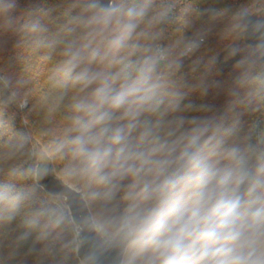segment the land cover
Masks as SVG:
<instances>
[{"label":"clouds","instance_id":"obj_1","mask_svg":"<svg viewBox=\"0 0 264 264\" xmlns=\"http://www.w3.org/2000/svg\"><path fill=\"white\" fill-rule=\"evenodd\" d=\"M18 7V0H0V36L21 32L43 52L41 60L55 58L36 107L45 125L57 115L60 122L40 132L43 142L18 132L0 151V173L8 177L0 180V264L6 242L11 258L84 250L80 264L107 258L109 264H264L259 9H193L191 0H61L21 23ZM59 7L64 22L51 31ZM190 11L196 19L231 14L227 64L239 108L231 119L185 102V60L210 32L205 26L189 32ZM175 21L180 25L165 43ZM28 83L0 72V106L28 108ZM245 114L261 119L245 125ZM53 174L74 211L54 194L53 206L32 210L17 232L13 224L32 191ZM26 181L33 187L17 186Z\"/></svg>","mask_w":264,"mask_h":264},{"label":"trees","instance_id":"obj_2","mask_svg":"<svg viewBox=\"0 0 264 264\" xmlns=\"http://www.w3.org/2000/svg\"><path fill=\"white\" fill-rule=\"evenodd\" d=\"M159 3L160 0H157V4ZM18 4L19 7L15 14L23 23L27 19L40 16L43 12L61 4V0H18ZM191 4L193 9L201 10L230 8L235 11L241 5L252 4L256 9H264V0H191ZM64 11L63 7H59L53 13L52 22L49 24L51 31H55L64 22L62 16ZM176 15L179 16L180 13L177 12ZM187 18L194 21L189 32L201 26L208 27L210 32L200 50L190 60L185 61L181 89L187 94L185 102L194 101L207 104L213 108V115L231 119L233 112L239 111V108H234V98L230 94L234 87L235 73L229 71L227 62L223 61L225 57L228 58L230 37L225 34V29L233 22L231 14L219 20H212L210 13L196 19L193 12L190 11L187 13ZM179 25V21H175L171 25L169 40H166L165 43L173 38L174 30ZM240 43H243V40ZM42 55L43 52L34 51L31 48L21 32L0 36V72L11 74L14 77H23L29 81L25 88V91L29 93L28 108L21 110L14 105L0 106V151L4 150L3 146L14 139L18 132L31 133L33 142L37 140L43 142L46 138L41 137L40 132L47 127H56L60 122V117L57 115L51 125H45L42 113L36 107V98L50 87L47 78L49 69L55 60L53 57L52 60L43 61L41 60ZM193 61L198 62L195 72L192 71ZM258 116L259 114H245L243 117L245 125L254 121ZM6 179H8L6 173H0V180ZM17 186L29 189L33 187V184L32 181H26L17 184ZM53 203V199L36 186L32 191L30 204L21 210L13 227L17 228V232L22 231L23 229L18 225L30 215L32 210L51 207ZM23 251L24 249H21V253ZM10 253L11 248L7 246L6 242L3 249L4 264H79L75 253H60L55 259H38L35 256L24 259L22 255L11 258Z\"/></svg>","mask_w":264,"mask_h":264},{"label":"water","instance_id":"obj_3","mask_svg":"<svg viewBox=\"0 0 264 264\" xmlns=\"http://www.w3.org/2000/svg\"><path fill=\"white\" fill-rule=\"evenodd\" d=\"M258 15L260 17H264V9L259 10ZM257 18L256 16L253 19ZM45 195L49 197H53V195H63L64 199L62 203L69 209V211H74L72 196L70 193L63 190L61 186V182L57 178L55 174L46 177L45 179L39 182V186H37ZM84 255V250H81L79 254L75 253V257L80 264V260ZM110 258L104 260L103 264H109Z\"/></svg>","mask_w":264,"mask_h":264},{"label":"built area","instance_id":"obj_4","mask_svg":"<svg viewBox=\"0 0 264 264\" xmlns=\"http://www.w3.org/2000/svg\"><path fill=\"white\" fill-rule=\"evenodd\" d=\"M199 50H200V49H199ZM199 50H198V51H199ZM198 51H197V52H198ZM197 52H196V53H197ZM196 53H195V54H196ZM195 54H194V55H195ZM194 55H193V56H194ZM193 56H192V57H193ZM192 57H191V58H192ZM188 60H190V59H188ZM188 60H185V61H188ZM258 119H261L260 115H259L258 117H256L255 120H258Z\"/></svg>","mask_w":264,"mask_h":264},{"label":"rangeland","instance_id":"obj_5","mask_svg":"<svg viewBox=\"0 0 264 264\" xmlns=\"http://www.w3.org/2000/svg\"><path fill=\"white\" fill-rule=\"evenodd\" d=\"M228 59H229V57H228V58H227V57H225L223 61H224V62H227V60H228Z\"/></svg>","mask_w":264,"mask_h":264}]
</instances>
